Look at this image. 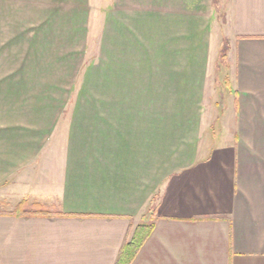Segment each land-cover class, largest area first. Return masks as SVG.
<instances>
[{"label": "crops", "instance_id": "1", "mask_svg": "<svg viewBox=\"0 0 264 264\" xmlns=\"http://www.w3.org/2000/svg\"><path fill=\"white\" fill-rule=\"evenodd\" d=\"M61 2L0 0V264H116L143 220L131 264H264V0H230L223 96L213 0H110L77 69Z\"/></svg>", "mask_w": 264, "mask_h": 264}, {"label": "rangeland", "instance_id": "2", "mask_svg": "<svg viewBox=\"0 0 264 264\" xmlns=\"http://www.w3.org/2000/svg\"><path fill=\"white\" fill-rule=\"evenodd\" d=\"M71 3L69 5H64L63 2H61V9L63 10L64 7H71L75 8L76 6V14L74 16L78 17L79 12L78 10L85 9L86 14L88 13L89 16V22H88V39L86 40V45L83 42L80 49H81V57L80 60H78L76 69L80 67V65H83L82 67L85 68L89 64H94L96 62V43L98 39V31L100 32V21L102 22V11L108 10L110 8V0H83V7H80V3H78L80 0H69ZM74 3H73V2ZM230 0H215V3L212 8V31H213V52L216 50V65L212 62V68L216 70V87L218 91V95L220 94L223 96L225 95L223 86H224V80H228V74L230 72L229 65H228V59L227 61L220 57L222 46L224 45L225 41L229 42L228 39V29L226 27V15L228 11ZM86 17V16H85ZM226 45L224 46V48ZM77 50L76 46H68L66 47V50ZM226 53V52H225ZM215 84V83H214ZM221 86V87H219ZM220 91L222 93H220ZM223 98L221 97V101ZM0 209H3V207L0 206Z\"/></svg>", "mask_w": 264, "mask_h": 264}, {"label": "trees", "instance_id": "3", "mask_svg": "<svg viewBox=\"0 0 264 264\" xmlns=\"http://www.w3.org/2000/svg\"><path fill=\"white\" fill-rule=\"evenodd\" d=\"M215 3V0H213ZM226 47L224 48V46ZM230 49L229 42L225 41L221 49L220 57L227 61L228 51ZM226 52V53H225ZM154 228V223L146 220L141 221L136 229L134 230L132 236L123 245L119 258L116 264H131L139 250L143 246L144 242L151 234Z\"/></svg>", "mask_w": 264, "mask_h": 264}]
</instances>
